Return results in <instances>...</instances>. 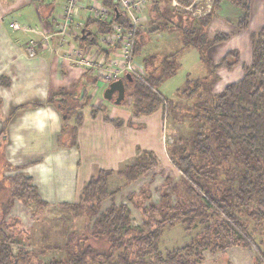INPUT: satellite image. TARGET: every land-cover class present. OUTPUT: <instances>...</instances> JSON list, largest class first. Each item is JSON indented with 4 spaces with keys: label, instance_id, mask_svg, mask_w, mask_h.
Listing matches in <instances>:
<instances>
[{
    "label": "rangeland",
    "instance_id": "rangeland-1",
    "mask_svg": "<svg viewBox=\"0 0 264 264\" xmlns=\"http://www.w3.org/2000/svg\"><path fill=\"white\" fill-rule=\"evenodd\" d=\"M197 1L200 8L205 9V6L212 0ZM180 5L173 6L171 0L149 1L147 21L142 26L143 31H146L141 32L138 36L140 54L135 61L142 64L140 69L135 67V71L139 75L149 72L152 68L151 64L158 66L163 57H168L172 65L180 63L177 73L164 79L158 88L164 100L159 110L164 142L162 159L159 160L157 157L158 164L154 169L148 168V171L135 169L134 176L131 172L121 174L122 169L113 170L106 176V196L101 201L100 210L103 211L111 204L124 203L130 211L131 225L141 228L144 220L156 221L162 218L163 213L159 208L164 206L168 216L163 224L162 236L159 240V249L162 253L174 251V253L179 252L183 255L186 253V250H183L184 246H195V252L191 257L194 264H264V219H255L254 216L248 215L249 209L243 210L242 205L238 206L242 190L240 179L246 172H252L253 166L244 163L236 153H229L226 162L211 169L214 180L206 185L207 191L215 194L217 200L224 199L231 206L230 209L225 210L233 213L239 224L229 217L230 213L228 214L223 208H218V203L211 199L205 189H202L198 183L196 184L199 180L194 183L187 180L172 161V158L192 152L195 134L203 131L201 127L203 121L192 119L186 112L193 109V99L181 96L177 89L183 86L186 76H200L207 72L200 62L195 48L183 46V36H188L190 30L199 34L205 29V25L199 20L194 21L191 13ZM215 14L218 15L215 19L219 20L216 24H222L225 32L232 35L229 40L217 47L219 52L222 50L224 54L228 49L231 50L238 46L242 48V55L239 54V63L235 66L237 69L228 71L225 68H219L217 70V74L221 70L225 73L214 84L213 93L220 92L230 82L240 79L243 76L244 66L248 65L251 59L250 38L236 39L238 34H235L241 31L237 27V18L240 15L238 7L229 1H224L220 3ZM260 28L253 27L251 30L246 28V31L243 30L242 33L246 32L252 35ZM91 30L95 31V25H91ZM74 36L71 31L66 36L67 42L55 38L56 40L54 39L50 45L51 53L64 57L70 44L76 42ZM210 54L212 62L216 63L218 61L214 60L216 56L213 52L210 53L208 48V57ZM182 55H184L183 58ZM144 61L148 62L146 69ZM66 68L68 73L65 77L60 75L59 70L53 73L52 87L55 88L58 83L72 93L69 97L72 105L77 108V114H80V107L85 101L90 104L91 100L96 99L99 103L104 102L99 105L101 115H108L113 120L125 121V118L119 117L120 114L126 113L123 110H128L132 114L134 109L132 95L125 94L124 99L118 105L113 103L116 93L111 100L104 99L103 94L109 83L98 85L100 91L94 98L89 93L91 83L88 81L85 84L89 90L84 92L80 90L77 97H74L75 90H71L76 82L74 71L67 64ZM50 104L55 108L54 101ZM108 109L112 111L109 112ZM59 115L61 128L64 126L66 131L64 135L56 139L58 146L61 147L65 138H68L69 129L76 123L77 118L76 116H67L66 112L61 111ZM131 117L127 118L126 123H131ZM142 163L149 164L150 160L143 158ZM160 170L161 173H159ZM94 172L95 170L92 174ZM6 192L7 188L0 189V197L3 200H7ZM179 198L185 201V207L192 208L193 212L189 218L182 215L188 210L180 209ZM254 199L255 197L252 198L249 205L255 210L257 205ZM27 208L14 199L7 215H0V228L7 234L14 233L12 244L14 253L18 248L27 249L29 252L33 251L44 264H47L52 258L63 256V253L56 248L64 243L67 234L81 233L85 229L84 216L76 217L71 212L62 210L57 204L52 207L48 206L44 210L35 206ZM172 218L175 219L173 223H167ZM2 223L4 224L2 225ZM234 232L241 235L244 241L237 239L238 235H235ZM206 236L210 240L209 246L199 249L200 244L204 246L203 242ZM245 242L250 246H245Z\"/></svg>",
    "mask_w": 264,
    "mask_h": 264
},
{
    "label": "trees",
    "instance_id": "trees-1",
    "mask_svg": "<svg viewBox=\"0 0 264 264\" xmlns=\"http://www.w3.org/2000/svg\"><path fill=\"white\" fill-rule=\"evenodd\" d=\"M177 1L186 6L193 0ZM224 1L233 3L240 10L237 18L239 30L246 29L249 24L251 0H213L209 13L198 18L191 15L193 19L205 25V29L199 34L190 30L188 36H183V46L195 48L207 72L200 76H186L183 86L177 89V92L185 98L193 99V109L186 112L192 119L203 121L201 126L203 131L195 134L192 152L172 158V161L187 180L193 183L199 180L200 182L196 184L205 189L211 199L218 203V208L226 211L225 209H230L231 206L224 199L217 200L215 194L207 191L206 185L214 180L211 169L226 162L229 153H236L244 163L253 166L252 172H246L240 179L242 190L238 206L242 205L243 210L249 209L248 215L254 216L255 219H264V26L250 37L251 59L250 63L244 66L243 76L227 84L220 92L213 93L212 88L219 78L217 70L225 68L230 71L239 63L237 49L228 50L216 63H213L207 55L208 48L226 42L230 38L229 33L221 30H214L208 35L207 29L210 22L218 16L215 12ZM103 2L112 8L116 7L112 0H103ZM113 23L129 27V20L121 13H117L109 24L87 22L84 30L85 38L80 35L77 39L80 43L88 42L91 36L96 37L97 34L110 32ZM91 25H95V32L91 30ZM142 26L143 24L138 26L135 31L134 57L140 54L138 36L146 31H143ZM103 52L106 55L110 53V51ZM147 64L148 62L144 61L145 69ZM150 66L152 68L145 75L129 73L131 80L126 79L125 76L121 77L125 94L134 97V109L131 114L133 117L152 115L161 109L164 100L158 88L164 79L177 73L180 63L172 65L168 57H163L158 66L152 64ZM92 81L95 83V78ZM53 101L59 112H66L65 109L69 106L67 116L77 118L76 123L69 129L68 138H65L62 144L74 146L77 128L82 122V113L77 114V108L72 105L70 97L63 91L54 94L49 102ZM91 113L92 115L101 113L100 106H92ZM102 118L115 126L124 123L123 120H113L108 115H102ZM65 132L63 126L58 137ZM143 158L150 160V163H142ZM157 164V155L151 150H143L133 164L121 170V174L131 172L134 176L135 169L148 171V168H156ZM7 170L13 171V174H4ZM112 172L111 169L95 170L85 182L76 202L58 204L62 210L71 212L76 217L84 216L85 229L81 233L67 234L64 243L56 248L63 253V256L52 258L47 264H194L191 257L195 252V246H184L183 250H186V253L183 255L174 251L166 253L160 251L159 240L168 216L164 206L159 208L163 213L162 218L156 221L144 220L141 228L131 225L130 211L124 203L111 204L103 211L100 210L101 201L106 196V176ZM0 184H3L0 185V189L7 188L5 194L7 200L0 197V215H7L14 199L28 208L35 206L44 210L49 206L41 199L32 178L25 174L20 166H13L5 160L1 161ZM254 197L257 205L255 210L249 205ZM184 202L179 198L180 209L188 210L182 215L189 218L193 211L189 206L185 207ZM227 213H230L231 219L239 223L233 213ZM174 220L172 218L167 223L172 224ZM234 234L238 235L235 232ZM13 236V232L7 234L0 228V264H44L33 251L18 248L14 253ZM237 239L244 241L241 235H238ZM203 243L204 246L200 244L199 249L209 246L208 236L204 238ZM245 246L250 244L246 243Z\"/></svg>",
    "mask_w": 264,
    "mask_h": 264
},
{
    "label": "crops",
    "instance_id": "crops-1",
    "mask_svg": "<svg viewBox=\"0 0 264 264\" xmlns=\"http://www.w3.org/2000/svg\"><path fill=\"white\" fill-rule=\"evenodd\" d=\"M64 1L0 0V162L5 160L20 166L32 178L41 199L49 207L77 201L94 170H121L131 165L142 150L153 151L159 160L164 153L160 111L131 117L130 111L123 110L127 114L119 117L125 121L115 126L104 121L101 113L92 115L91 107L104 103L97 99L91 100L90 104L83 103L81 107L82 122L77 128L76 144L58 146L56 139L61 131V120L59 110L49 100L62 91L68 96L72 93L58 83L52 87L53 73L59 70L65 77L68 73L66 64L73 69L76 82L71 90H75L74 97L80 90H89L85 84L88 81L91 83L90 95L97 97L100 83H94L93 78L80 72L77 65L60 55H53L49 47L41 43L44 47L38 45L35 56L29 57L25 49L27 41L33 38L41 42V36L31 31L14 30L9 24L16 22L22 28H32L44 35L52 33ZM218 21L214 18L210 22L208 35L214 30L225 32L222 24H216ZM258 26H264V2L251 0L247 28H260ZM243 30L235 34H238L236 39L250 38L251 33H242ZM221 44L209 48L216 56L215 61L230 50L224 54L222 50L219 52L217 47ZM234 49L242 55V48L235 46ZM235 69L237 67L232 70ZM224 73L219 71L220 79ZM128 117H131V123H126ZM4 174H13V171L7 170Z\"/></svg>",
    "mask_w": 264,
    "mask_h": 264
},
{
    "label": "built area",
    "instance_id": "built-area-1",
    "mask_svg": "<svg viewBox=\"0 0 264 264\" xmlns=\"http://www.w3.org/2000/svg\"><path fill=\"white\" fill-rule=\"evenodd\" d=\"M112 1L116 4L114 8L104 4L103 0H65L57 14L56 28L46 35L32 28H22L16 22L10 23L9 26L14 30L31 31L41 36V42L33 38L27 41L25 49L29 57L35 56L36 48L40 43L52 51L50 45L54 38L67 42L66 36L72 31L76 42L70 44L64 58L77 65L80 72H85L102 85L127 73L138 74L135 67L142 68V64L136 63L134 57L135 31L147 21V5L150 0ZM212 3L213 0L205 6V9L200 8L197 0L186 6H180L187 9L192 16L201 17L210 12ZM171 4L179 6L177 0H171ZM117 13H121L129 20V27L113 23L110 32L97 34L96 37L91 36L88 42L80 43L77 39L80 35L82 37V30H85L87 22L109 24ZM103 51L110 53L106 55Z\"/></svg>",
    "mask_w": 264,
    "mask_h": 264
},
{
    "label": "water",
    "instance_id": "water-1",
    "mask_svg": "<svg viewBox=\"0 0 264 264\" xmlns=\"http://www.w3.org/2000/svg\"><path fill=\"white\" fill-rule=\"evenodd\" d=\"M82 38H85L84 30H82ZM125 78L131 80V75L127 73L125 75ZM114 93H116V98H114L113 103L115 105H118L122 102L125 95L124 82L122 78H118L109 83L103 94L104 99L111 100L113 98Z\"/></svg>",
    "mask_w": 264,
    "mask_h": 264
},
{
    "label": "flooded vegetation",
    "instance_id": "flooded-vegetation-1",
    "mask_svg": "<svg viewBox=\"0 0 264 264\" xmlns=\"http://www.w3.org/2000/svg\"><path fill=\"white\" fill-rule=\"evenodd\" d=\"M65 111H66V113H68V111H69V106L66 107Z\"/></svg>",
    "mask_w": 264,
    "mask_h": 264
}]
</instances>
